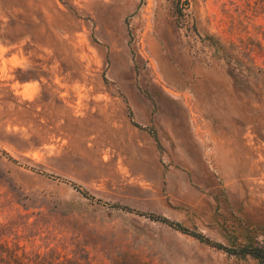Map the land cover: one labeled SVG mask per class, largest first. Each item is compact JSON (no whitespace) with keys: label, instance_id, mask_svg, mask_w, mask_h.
I'll list each match as a JSON object with an SVG mask.
<instances>
[{"label":"rangeland","instance_id":"374dc122","mask_svg":"<svg viewBox=\"0 0 264 264\" xmlns=\"http://www.w3.org/2000/svg\"><path fill=\"white\" fill-rule=\"evenodd\" d=\"M206 33L263 63L264 0H0L1 240L64 264H260L109 205L264 247V102Z\"/></svg>","mask_w":264,"mask_h":264},{"label":"trees","instance_id":"16d2710c","mask_svg":"<svg viewBox=\"0 0 264 264\" xmlns=\"http://www.w3.org/2000/svg\"><path fill=\"white\" fill-rule=\"evenodd\" d=\"M202 39L206 40L215 50L220 51L224 57L226 63L231 67L228 73L231 75L233 80L237 74L241 75L245 80H252L255 83V87L251 88L248 92L253 93L255 99L263 103L264 102V61L263 63L257 62L249 46L236 43L234 40H223L222 38L213 34H204ZM258 52L260 56L264 55V44L262 40L258 41L257 44ZM234 69L236 70L234 72ZM248 81V82H249ZM128 115L130 120L141 127H144L153 136L156 143L157 149L161 150L162 146L156 130L151 125L138 124L132 117V112L128 109ZM71 184L79 190L84 196L89 198H95L94 195L89 193L87 190L81 188L78 184L71 181ZM98 202L103 204H109V202L102 200L101 198H95ZM112 206L120 207L125 211L135 212L137 214L148 217L152 220H157L167 225L178 229L180 231L191 234L198 240L207 244L213 245L217 248L223 249L229 254H234L237 257L250 256L256 259L260 264H264V247L257 244L243 243L239 245H226L222 242L211 239L200 231L190 229L182 222L173 220L166 215L161 213H155L152 211H143L136 209L126 204H109ZM69 258L60 259L59 256H53L51 258H44L39 251H29L23 244L18 242L10 243L8 240L0 239V264H64L69 262ZM82 262L77 261L75 264H81ZM83 264V263H82ZM84 264H95L89 259H86Z\"/></svg>","mask_w":264,"mask_h":264}]
</instances>
